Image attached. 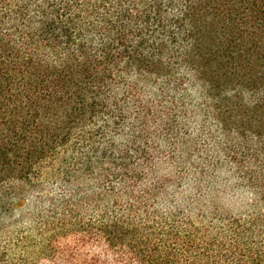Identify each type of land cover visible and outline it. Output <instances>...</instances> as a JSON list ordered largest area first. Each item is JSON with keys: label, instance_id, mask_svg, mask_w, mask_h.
<instances>
[{"label": "trees", "instance_id": "1", "mask_svg": "<svg viewBox=\"0 0 264 264\" xmlns=\"http://www.w3.org/2000/svg\"><path fill=\"white\" fill-rule=\"evenodd\" d=\"M218 159L256 213L210 256L250 246L238 262L264 264L249 244L264 235V0H0V179L44 194L46 169L63 196L36 204L61 211L57 235L113 264H188L195 224L173 189Z\"/></svg>", "mask_w": 264, "mask_h": 264}, {"label": "rangeland", "instance_id": "2", "mask_svg": "<svg viewBox=\"0 0 264 264\" xmlns=\"http://www.w3.org/2000/svg\"><path fill=\"white\" fill-rule=\"evenodd\" d=\"M196 147V151L201 152L205 143L199 141ZM162 160L167 163L170 159ZM198 160L206 162V159ZM218 162L219 168L209 172L206 177L199 180V184L195 181L198 176L194 171L188 172L186 177L184 172L178 171L174 166H167L163 171L175 177H185L182 185L173 190L177 193L175 196H178L177 205L192 209L191 219L195 224V230L185 232V237L194 241L187 245L193 252L188 253L183 243L179 246L184 250L182 260L188 257V264H241L238 262L239 257L242 254L243 258L246 254L244 252L250 247L241 246L236 251L242 253L233 256L230 252V257L226 249L222 250L226 254L221 253L224 260H220L210 256L211 253L218 251L206 246L214 244L219 233L232 230V226H228L232 219H243L256 213L252 211L254 199L251 193L232 174L233 171L225 164V159H218ZM47 173L46 169L43 170L38 182L44 186V194L38 193L35 189H28L23 197L19 194L20 183L11 181L12 179H0V264H113L112 256L107 255L101 246L92 242L83 243L73 235L56 234L54 217L61 211H54L48 204L40 206L36 204L39 199L47 201L63 196V188L58 183L50 181ZM2 175L3 172L0 170V178ZM194 198L197 200L191 203ZM96 213L92 207H81L78 212L85 223L96 217ZM261 215L264 222V213ZM141 220L139 218L137 221L140 223ZM225 236L227 242L231 244L233 239L227 233ZM256 241H264L261 232L249 244L253 246L256 244L263 250L264 246ZM216 245L218 248L217 242ZM204 257L208 258V263L202 261Z\"/></svg>", "mask_w": 264, "mask_h": 264}]
</instances>
